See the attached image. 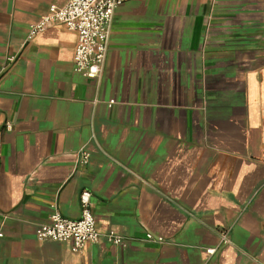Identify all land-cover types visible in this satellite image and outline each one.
<instances>
[{
    "label": "crops",
    "instance_id": "0c3cea01",
    "mask_svg": "<svg viewBox=\"0 0 264 264\" xmlns=\"http://www.w3.org/2000/svg\"><path fill=\"white\" fill-rule=\"evenodd\" d=\"M67 2L0 0V264H264V0H126L95 78L29 38ZM84 190L102 238L39 240Z\"/></svg>",
    "mask_w": 264,
    "mask_h": 264
},
{
    "label": "built area",
    "instance_id": "2783aa9c",
    "mask_svg": "<svg viewBox=\"0 0 264 264\" xmlns=\"http://www.w3.org/2000/svg\"><path fill=\"white\" fill-rule=\"evenodd\" d=\"M126 0H68L63 6L52 4L42 18L32 24L29 38L45 30L52 23H60L77 33L78 40L74 54L75 69L89 77H99L109 49L111 24L115 10ZM13 59V58H11ZM83 162L89 161L84 153ZM92 193L84 190L80 194L81 215L78 219L64 216L58 208L48 220L38 225L36 235L39 240L71 241L73 250L78 251L88 242H98L102 234L96 225L91 204ZM106 238L116 244L123 243L121 236L113 233ZM149 240L161 241L148 234ZM227 233L222 234V243H228ZM211 253L215 249H209Z\"/></svg>",
    "mask_w": 264,
    "mask_h": 264
}]
</instances>
